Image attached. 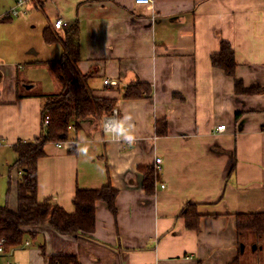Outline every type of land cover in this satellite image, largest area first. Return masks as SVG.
Returning a JSON list of instances; mask_svg holds the SVG:
<instances>
[{
  "label": "crops",
  "instance_id": "obj_1",
  "mask_svg": "<svg viewBox=\"0 0 264 264\" xmlns=\"http://www.w3.org/2000/svg\"><path fill=\"white\" fill-rule=\"evenodd\" d=\"M16 2L0 0V206L16 204L12 146L40 135L39 96L61 88L46 61L65 52L68 38L79 46L77 66L92 94L114 101L119 138L102 131L101 117L70 131V150L46 144L37 200L72 213L77 189L110 185L117 195L114 211L96 202L90 234L25 228L0 264H52V257L71 264L241 262L254 233H238L236 217L264 213V0ZM57 18L66 23L59 30ZM45 32L60 38L46 42ZM222 41L231 45L234 77L211 65ZM235 79L261 90L235 92ZM135 83L149 93L123 98ZM219 125L225 130L217 132ZM156 157L162 169L147 192L145 170H154ZM189 203L200 215L196 228L185 225Z\"/></svg>",
  "mask_w": 264,
  "mask_h": 264
},
{
  "label": "trees",
  "instance_id": "obj_2",
  "mask_svg": "<svg viewBox=\"0 0 264 264\" xmlns=\"http://www.w3.org/2000/svg\"><path fill=\"white\" fill-rule=\"evenodd\" d=\"M46 42H53L60 37L56 33H44ZM69 39V38H68ZM68 39L63 40L65 52L58 59L47 60L46 64L60 90L53 93L40 94L41 123L48 118L46 127L42 124L40 135L28 141H18L12 146L16 159L11 164L19 173L16 183V204L10 208L6 203L0 206V239L3 238L4 248L15 246L22 241L25 228L48 226L59 234H90L94 227L95 204L102 201L110 211L115 210L114 202L117 190L107 185L98 189H77L72 199L74 211L66 212L58 205L37 200V160L44 156V146L48 143L69 139V126L79 128L86 119H98L111 113L114 108L112 99L97 97L87 85L88 74H82L78 69L81 53L78 45H70ZM211 65L233 76L236 63L233 51L228 42L222 41L219 52L210 56ZM235 92L249 93L261 90L247 89L240 80H234ZM149 93V86L144 83L128 85L123 90L122 97L133 99ZM153 168L145 170L143 187L151 192L155 184ZM185 225L196 228L199 213L197 205L189 203L183 211ZM238 233L251 232L264 234V213L238 214L236 217ZM52 264H71L72 258L52 257ZM236 264H241L236 261Z\"/></svg>",
  "mask_w": 264,
  "mask_h": 264
},
{
  "label": "built area",
  "instance_id": "obj_3",
  "mask_svg": "<svg viewBox=\"0 0 264 264\" xmlns=\"http://www.w3.org/2000/svg\"><path fill=\"white\" fill-rule=\"evenodd\" d=\"M25 0H17L16 4L17 5H21ZM133 3L135 5H143V6H150L152 4V0H133ZM9 13H11L14 16L18 15V10L13 7L12 9L9 10ZM66 25L65 21L62 18H57L54 20L52 26L54 29L59 30L62 27H64ZM104 83H108L107 80L104 81ZM116 115H117V111L114 109L112 114L110 116H107L104 118L103 120V130L107 133H111V134H115L117 133L116 129H117V125H116ZM48 123V119L45 118L44 120V124ZM224 129V125H220L217 126V131L223 130ZM56 146H61V143H57ZM64 146H68V143H64ZM154 170L156 172H160L161 171V158L160 157H156L154 160ZM163 187V185L161 186ZM3 243L4 240L1 239L0 240V252L2 251V247H3Z\"/></svg>",
  "mask_w": 264,
  "mask_h": 264
},
{
  "label": "rangeland",
  "instance_id": "obj_4",
  "mask_svg": "<svg viewBox=\"0 0 264 264\" xmlns=\"http://www.w3.org/2000/svg\"><path fill=\"white\" fill-rule=\"evenodd\" d=\"M70 125L74 127L73 124H70ZM72 130H75V127L74 129H69V133ZM69 140L71 139H67L65 141H69ZM251 237L254 242L252 243L250 242V245L246 247V251L245 253H243L244 255H242L241 257L242 259L241 264H264V235L262 236L261 239L257 238V235L255 234H251ZM256 243L258 244V248L253 250L252 249L253 244H256ZM259 247H262V248L259 249Z\"/></svg>",
  "mask_w": 264,
  "mask_h": 264
},
{
  "label": "bare ground",
  "instance_id": "obj_5",
  "mask_svg": "<svg viewBox=\"0 0 264 264\" xmlns=\"http://www.w3.org/2000/svg\"><path fill=\"white\" fill-rule=\"evenodd\" d=\"M107 81H108V80H107ZM104 84H107V85H108V84H111V82L108 81V83H104ZM114 109L117 111L116 108H113L112 111H111V113H109V114H107V115H104V116L102 117V119H101V129H102V131H103L104 133H106V134H110L112 138H114V137L119 138L117 133H115V134H111V133H107V132H105V131L103 130V120H104V118L107 117V116H110V115L112 114V112H113ZM117 116H118V112H117V115H116V125H117V119H118ZM47 119H48V118H47ZM44 120H45V119H43V122H42V123H43V126L46 127V126L48 125V123H47V124H44ZM219 126H220V125H219ZM69 129H74V127H73L72 125H70V126H69ZM223 130H225V125H224V129H223ZM223 130L217 131V127H216V131H217V132H222ZM117 132H118V131H117ZM57 143H61V146H59V147H64V148L69 149V150L72 149V147H73L72 143L69 142V141H57V142H55V145H56ZM64 143H68V146H64ZM57 147H58V146H57ZM161 164H162V160H161ZM154 171H155V170H154ZM155 173H158V172L155 171ZM1 239H3V238H1ZM1 239H0V240H1ZM3 240H4V239H3ZM4 242H5V240H4ZM26 244H28V242H26ZM3 250H4V243H3L2 251H3ZM2 251H1V252H2ZM1 252H0V253H1ZM8 264H9V263H8Z\"/></svg>",
  "mask_w": 264,
  "mask_h": 264
},
{
  "label": "clouds",
  "instance_id": "obj_6",
  "mask_svg": "<svg viewBox=\"0 0 264 264\" xmlns=\"http://www.w3.org/2000/svg\"><path fill=\"white\" fill-rule=\"evenodd\" d=\"M116 131H119V127L116 129ZM126 139H127L128 141H132V140H133V137H132L131 135H128V136L126 137Z\"/></svg>",
  "mask_w": 264,
  "mask_h": 264
},
{
  "label": "water",
  "instance_id": "obj_7",
  "mask_svg": "<svg viewBox=\"0 0 264 264\" xmlns=\"http://www.w3.org/2000/svg\"><path fill=\"white\" fill-rule=\"evenodd\" d=\"M243 249H244V245L241 244V245H240V251H241V253H243Z\"/></svg>",
  "mask_w": 264,
  "mask_h": 264
}]
</instances>
